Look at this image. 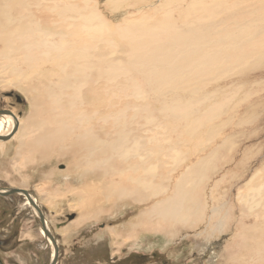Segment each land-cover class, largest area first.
<instances>
[{"label":"rangeland","instance_id":"obj_1","mask_svg":"<svg viewBox=\"0 0 264 264\" xmlns=\"http://www.w3.org/2000/svg\"><path fill=\"white\" fill-rule=\"evenodd\" d=\"M26 1L33 19L20 21ZM8 4L0 0V14ZM22 4L8 26L34 22L33 35H52L59 49L43 56L32 35L28 51L11 50L18 43L0 34V110L20 117L15 137L0 144V190L32 194L58 244L57 264H264V189L249 199L252 209L241 200L255 173L262 176L255 188L264 182V0ZM80 48L85 57H66ZM164 53L180 72L160 65ZM192 60L204 67L187 65ZM82 64L91 75L73 69ZM67 72L85 82L73 88ZM37 110L40 124L54 130L51 141L37 138L17 158L20 137L29 143L39 134L38 119H30ZM134 144L144 165L130 158ZM156 188L163 192L152 197ZM172 199L181 219L139 218ZM26 203L0 196V264L51 260ZM218 220L225 223L213 232ZM18 237L31 248L18 246Z\"/></svg>","mask_w":264,"mask_h":264},{"label":"bare ground","instance_id":"obj_2","mask_svg":"<svg viewBox=\"0 0 264 264\" xmlns=\"http://www.w3.org/2000/svg\"><path fill=\"white\" fill-rule=\"evenodd\" d=\"M11 1V4H8V5H3L2 7H3V9L1 10V14H0V24L1 25H6L5 27H4V29L2 30V32L0 33V34H2V37L4 38V40L3 41H5V42H15V43H18L17 45H15V46H8V47H6V48H11V50H14V49H16V50H18V51H21V50H24V51H28V49L30 48V47H32L33 45L32 44H30V42L31 41H33V40H31V36L33 35V33H34V30H32V29H30L31 27H30V25L32 24V23H34V22H29L28 23V25H27V27H25V29H23V28H21V25L20 24H18V25H16V26H8V25H11V24H13L14 22H16L17 20L16 19H14L13 17H12V9L15 7V6H19V7H21V8H23V4H22V2H23V0H10ZM34 1H36V0H34ZM55 2H57V1H54L53 3H54V5H56V7H57V4L55 3ZM63 2V1H62ZM62 2H59V3H62ZM159 2V1H158ZM157 2V3H158ZM26 3V10L28 9V13L26 14V15H23V16H21L20 17V19H18V20H23V19H29V20H32L33 19V15L31 14V12H30V5L28 4V1H26L25 2ZM32 3V2H31ZM46 3V2H45ZM53 3L51 4V5H53ZM50 4V3H49ZM52 6V7H54L55 8V6ZM60 5H62V4H60ZM66 5V4H65ZM150 5H153L152 3H150ZM32 6H35V2H33L32 3ZM58 6H59V4H58ZM52 7H51V9H52ZM49 8H50V6H49ZM65 8V7H64ZM61 10V9H60ZM58 12H60L59 11V9H58ZM64 11H61V15H62V13H63ZM27 21V20H26ZM25 22V21H24ZM27 23V22H26ZM38 24V23H37ZM37 24L36 25H34V29H36L35 28V26H37ZM39 30V29H38ZM93 31H95V30H93ZM44 32V31H43ZM42 33V32H41ZM34 36V40L36 39V48H43V52H41L42 53V55L43 56H45V57H50L52 54H53V51H54V49H56V50H58L59 49V47H57V44L55 45V41L53 42L52 40V35H49V34H47L46 32H44L43 33V35L42 36H38V35H33ZM50 37V40L49 41H47L46 39H43L42 40V37H44V38H46V37ZM0 41H2V40H0ZM64 44V43H63ZM59 46V45H58ZM35 47V46H34ZM48 49V53H47V50ZM10 50V51H11ZM75 50V49H74ZM70 51V50H69ZM69 51L67 52V54H66V57H68V58H71V57H73V56H76V57H85V56H83L82 55V49L80 48V49H76V51H73V52H70L69 53ZM72 51V50H71ZM164 54H166L167 55V58L166 59H164L162 62H161V64L160 65H162L166 70H169L170 72H180L179 71V61H177V59H175V60H169L168 59V53H164ZM169 54H171V53H169ZM62 56V55H61ZM57 57V56H56ZM56 57H53V58H56ZM183 58V57H182ZM182 61V60H181ZM95 62V61H94ZM44 63H46V62H44ZM55 63V62H54ZM53 63V64H54ZM63 63V62H62ZM67 63V62H66ZM43 64V63H42ZM90 64V63H89ZM187 65H191V66H194V69H197V68H203L204 67V65L202 64V66L200 65V63H199V61H197V60H192V62H190V63H188ZM64 66V65H63ZM86 66L87 65H81V66H77L76 68H73V69H80V70H82V72L81 73H84V74H87V73H85V69H86ZM172 66H175V67H172ZM71 67V66H70ZM75 67V66H74ZM55 68H56V66H55ZM51 69V68H50ZM72 69V68H71ZM70 69V70H71ZM72 69V70H73ZM91 70V69H93V68H87V70ZM98 69H100V68H98ZM161 69V68H160ZM74 70V71H75ZM56 71V70H55ZM59 71V70H58ZM92 71V70H91ZM94 71V70H93ZM101 71V70H100ZM77 72V71H76ZM104 72H105V70H104ZM56 73H57V71H56ZM68 73V72H67ZM78 73V72H77ZM58 74V73H57ZM56 74V75H57ZM71 74V73H70ZM69 73L67 74V77H69V79H71L70 81L72 82V87L73 86H76L75 88L77 89V86H78V84H80V83H82V82H85L84 80H85V78L83 79L82 77V79H80L79 80V78H77L76 76H73L72 74H71V76L72 77H70V76H68V75H70ZM79 74V73H78ZM83 74V75H84ZM89 74V73H88ZM87 74V75H88ZM98 74V73H97ZM102 74V73H101ZM105 74V73H104ZM75 75V74H74ZM80 75V74H79ZM82 75V74H81ZM80 75V76H81ZM89 75H91V74H89ZM61 76V75H60ZM63 76V75H62ZM64 76H66L65 75V73H64ZM178 76V75H177ZM45 77H46V75H45ZM54 77V76H53ZM58 77V76H57ZM79 77V76H78ZM93 77V76H92ZM105 78V77H104ZM41 79V78H40ZM58 79V78H57ZM60 79V78H59ZM97 79V78H96ZM98 81H99V79H98ZM94 82H95V80H94ZM47 83V82H46ZM53 83H55V81L53 82ZM52 84V82L50 83V85ZM87 84V83H86ZM43 85V84H42ZM41 85V86H42ZM48 85V84H47ZM53 85V84H52ZM70 85V84H69ZM169 85V84H168ZM46 86V85H45ZM55 88H56V90H58V93L60 94V95H62L63 94V92L64 91H62V86H61V83L57 80V82L55 83ZM86 86V85H85ZM48 87H49V85H48ZM74 88V87H73ZM140 88V87H139ZM38 89V88H37ZM41 89H43V88H41ZM71 89V88H70ZM45 90V89H44ZM72 90V89H71ZM86 90V89H85ZM105 90V89H104ZM35 92V91H34ZM38 92V91H37ZM26 93V92H25ZM162 93V92H161ZM86 94V93H85ZM81 95V94H80ZM33 96V95H32ZM30 98V97H29ZM33 99V98H32ZM58 99V98H57ZM35 100H37V98H35ZM74 101H75V99H74ZM32 102V101H31ZM64 103V102H63ZM45 106V105H44ZM56 106V105H55ZM54 106V107H55ZM59 106V105H58ZM60 107V106H59ZM37 107H35V106H32V109H36ZM53 108V107H52ZM80 108V107H79ZM30 111V110H29ZM85 111V110H84ZM37 112H39V113H36V114H34V116H33V114L31 115V118L30 119H34V118H36V119H38V121H37V125L38 126H40V131H39V134H38V136H36L35 138H34V140L33 141H31V142H29V143H26V142H24L23 140H22V138L20 137V140H19V145H18V150H17V158H19V156L21 155V154H19V151H21V150H25V151H29V147L31 146V145H35V141H36V139L38 138L39 139V141H40V143L42 144V143H48L49 141H51L50 139L52 138V133L54 132V130H52V129H49V130H46V126H44V125H42V124H40V121H41V119L44 117H42L41 118V115L43 114V112L44 111H38L37 110ZM81 112V111H80ZM83 112V111H82ZM12 113V115L14 116V118H15V120L12 118V117H10V116H5V115H0V138H6L10 133H11V131H12V129L14 128V126L16 125V127H17V129H16V132H15V134H13L12 135V137L8 140V141H10L11 139H13L14 137H15V135L17 134V132H18V130H19V128H20V117H17L13 112H11ZM60 113V112H59ZM84 113V112H83ZM83 113L81 114V115H83ZM47 115H48V113L47 114H45V117H47ZM50 115V114H49ZM51 115H53V114H51ZM61 115V113L59 114V115H57V116H60ZM79 115V114H78ZM84 115H85V113H84ZM85 116H87V115H85ZM51 119V116L50 117H48V119ZM76 118V117H75ZM77 118H80L79 116H77ZM88 118V117H87ZM46 119V118H45ZM53 120V119H52ZM51 120V121H52ZM77 120V119H76ZM82 120V119H81ZM46 121H48V120H46ZM70 121H71V119H70ZM72 121H73V119H72ZM75 121V120H74ZM83 121H86L85 119L83 120ZM53 122V121H52ZM66 122V121H65ZM50 123V122H49ZM54 123V122H53ZM89 124V123H88ZM57 125H58V123H57ZM78 125H79V123H78ZM78 125L76 126V127H78ZM84 124H82V126H83ZM54 126V125H53ZM56 126V125H55ZM55 126H54V128H55ZM72 126V125H71ZM49 127V126H48ZM52 127V126H51ZM51 127H49V128H51ZM75 127V126H74ZM73 126H72V128H74ZM85 128H87L86 127V125H85ZM59 129H60V126H59ZM58 129V130H59ZM75 129V128H74ZM82 129H84V127H82ZM81 128L79 129V130H82ZM57 130V129H56ZM77 130H78V128H77ZM78 130V131H79ZM85 130V129H84ZM89 130V129H88ZM92 130H93V128H92ZM86 131V130H85ZM21 132H22V134H23V129L21 130ZM60 132V131H59ZM74 132H76V130L74 131ZM80 132V131H79ZM70 133V132H69ZM73 133V132H72ZM71 133V134H72ZM75 134V133H74ZM79 134H81V133H79ZM79 134H76V135H79ZM93 133L90 131V132H84V137H91V135H92ZM75 136V135H74ZM78 137H80V136H78ZM63 138H65L64 136H63ZM79 139V138H78ZM77 139V140H78ZM8 141H5V142H1L0 141V144H2V143H6V142H8ZM88 142V141H87ZM86 142V143H87ZM52 143V142H51ZM89 143V145H90V142H88ZM52 145V144H51ZM67 146V145H66ZM77 146V145H76ZM131 146H133V145H131ZM63 147H65V146H63ZM32 148H34L33 146H32ZM81 148V147H80ZM85 148V147H84ZM130 149H131V147H129ZM128 148V149H129ZM51 149V148H50ZM52 149H53V146H52ZM82 149V148H81ZM127 149V150H128ZM140 149H141V147H140V144L138 145V144H134V147H133V149L131 150V151H128L130 154V158H139V159H141V160H143L142 162H141V164L142 165H144V157H143V155H141L140 153H139V151H140ZM66 150V149H65ZM124 150V149H123ZM55 151V150H54ZM85 151V150H84ZM30 152H31V150H30ZM87 152V151H86ZM55 153H56V151H55ZM133 153V154H132ZM84 154V153H83ZM52 155V154H51ZM64 155H66V154H64ZM72 155V154H71ZM81 155H82V153H81ZM80 155V156H81ZM62 157H63V153H62V155H61ZM79 156V158L80 159H84V158H86V157H84L83 158V156H81L80 157ZM73 157H74V153H73ZM54 158H56V157H54ZM57 158H59V157H57ZM71 158V157H70ZM69 158V159H70ZM127 159V158H126ZM125 159V160H126ZM128 159H129V157H128ZM68 160V159H67ZM79 160V159H78ZM87 160V159H86ZM124 160V159H123ZM71 161V160H70ZM83 161V160H82ZM129 161V160H128ZM72 162V161H71ZM125 162V161H124ZM128 163V162H127ZM78 164H80V163H78ZM141 164H138V165H141ZM39 165H41V164H39ZM61 165V164H60ZM88 165V164H87ZM127 165V164H126ZM137 165V166H138ZM77 166V165H76ZM85 166V165H84ZM88 167H91V166H88ZM92 167H93V165H92ZM128 167V166H127ZM94 168V167H93ZM124 168H126V167H124ZM129 168V167H128ZM127 168V169H128ZM148 167H146V169H147ZM82 169V168H81ZM126 169V170H127ZM129 169H131V168H129ZM134 169V168H133ZM88 170H90V169H88ZM132 170V169H131ZM141 170L144 172V168H143V166H141ZM154 170V169H153ZM84 171V170H83ZM109 171V170H108ZM112 171V170H111ZM129 172H130V170H128ZM133 171H135V170H133ZM261 171V170H260ZM81 172V171H80ZM91 172H92V170H91ZM105 172H107V171H105ZM126 172V171H125ZM132 172V171H131ZM130 172V173H131ZM142 172V174L144 175V173ZM262 172H264V171H261V173ZM129 173V174H130ZM136 173V172H135ZM109 174H111V172L109 173ZM126 174V173H125ZM133 175V174H132ZM77 176V175H76ZM111 175H109V177H110ZM142 176V175H141ZM153 176V175H152ZM255 176H259V178L260 179H262V176L260 175V173H255L254 175H253V177L250 179V181L246 184L247 186H246V190H244V192L246 191V197L247 198H245L244 196H242L241 197V200H242V204H243V206H246V204L248 205V207L250 208L251 206H250V204H248V203H250L251 201H249V199L251 198V197H254V194L255 193H257L258 194V198L260 197V194H261V192H262V190L264 189V182L263 183H259L260 185H259V188H255V186L253 185V184H255V181H257V180H253V178L255 177ZM129 177V176H128ZM63 178V177H62ZM111 179V178H110ZM110 179H108V180H110ZM127 179V178H126ZM141 179V178H140ZM139 179V180H140ZM253 180V181H252ZM24 181V180H23ZM74 181V180H73ZM126 181V180H125ZM134 181H136L137 183H138V180H134ZM72 182V181H71ZM259 182V181H258ZM261 182V181H260ZM24 183V182H23ZM133 183V182H132ZM141 183H143V182H141ZM134 184V183H133ZM145 185V184H144ZM144 185H140L141 186V188L142 189H146V185L144 186ZM154 186V185H153ZM133 187V186H132ZM148 187L150 188V186L148 185ZM155 187V186H154ZM158 187H160V186H158ZM258 187V186H257ZM148 189V188H147ZM152 189V188H151ZM158 188H156L154 191H155V193H153L152 192V197H155V196H157L158 194H160V193H162L163 191H159V189L157 190ZM162 189V188H161ZM244 189V188H243ZM23 190V189H22ZM153 190V189H152ZM243 192V193H244ZM30 194V193H29ZM112 194V193H111ZM30 197H31V199L37 204V202H36V200H35V198L32 196V194H30ZM25 199V198H24ZM253 199H255V198H253ZM240 200V201H241ZM248 200V202H246ZM25 201H26V199H25ZM169 201L170 200H167V201H165L164 202V204H168L169 203ZM27 202V201H26ZM189 203H190V201H188ZM196 202V201H195ZM254 202V201H253ZM28 203V202H27ZM26 203V204H27ZM79 203V202H78ZM188 203V204H189ZM252 204V203H251ZM29 205V204H28ZM196 205V204H195ZM197 206V205H196ZM191 207H194V206H192L191 205ZM198 208V207H197ZM197 208H194V211H195V209H197ZM187 209V208H186ZM250 209H252V207L250 208ZM190 210V209H189ZM214 210H216V209H213V212H212V214L214 213ZM187 211V210H186ZM194 211L192 212L193 213V215H194ZM35 212V211H34ZM179 206H178V204H177V202H176V200L175 199H172L171 200V203H170V207L169 208H164V207H160L159 205H154V206H152V208L149 210V211H147V212H145V213H140L141 215H140V217L139 218H141V219H143L142 218V216L143 217H152V215H157L156 216V218L159 216V219H160V217L162 218V217H164V222H168V220H170V219H174L175 218V220L176 219H178L179 217H178V215H179ZM202 212V211H201ZM204 212V211H203ZM36 213V212H35ZM37 214V213H36ZM216 214H219V210H217V212H216ZM181 215V214H180ZM179 215V216H180ZM191 215V214H190ZM203 215V214H202ZM182 216V215H181ZM201 215H199V217H200ZM211 216V215H210ZM213 217V216H212ZM204 218V217H203ZM214 218V217H213ZM221 218V217H220ZM179 219H181V218H179ZM196 219V218H195ZM215 219V218H214ZM45 220V219H44ZM151 220V219H150ZM187 220V219H186ZM201 220V219H200ZM211 220V219H210ZM213 220V219H212ZM140 221V220H139ZM162 222H163V219L161 220ZM182 221V220H181ZM203 221V220H202ZM176 222V221H175ZM173 223V222H172ZM177 223V222H176ZM199 223V222H198ZM224 224L225 222L224 221H220V220H218V223L217 224H215V230L213 231V232H215V231H217V230H221V227L223 226V225H221V224ZM175 225V224H174ZM45 226H46V229L48 230V225H47V223H46V220H45ZM190 226H191V223H190ZM208 226V225H207ZM174 227H176V226H174ZM178 228V227H177ZM210 228V227H209ZM213 228H214V226H213ZM155 229V228H154ZM40 230H41V228H40ZM48 232L50 233V231L48 230ZM43 232H42V230H41V234H42ZM51 234V233H50ZM44 235V234H43ZM42 235V236H43ZM52 235V234H51ZM53 237V236H52ZM54 240H55V238H54ZM47 242L49 243V245H50V250H51V256H50V258H52L53 257V254H54V251H53V246H52V244H51V242L47 239ZM55 242H56V240H55ZM56 244H57V242H56ZM57 246H58V244H57Z\"/></svg>","mask_w":264,"mask_h":264},{"label":"water","instance_id":"obj_3","mask_svg":"<svg viewBox=\"0 0 264 264\" xmlns=\"http://www.w3.org/2000/svg\"><path fill=\"white\" fill-rule=\"evenodd\" d=\"M0 115L10 116L15 120L14 116L9 111H6V110L1 111L0 110ZM16 129H17V127L15 125L14 128L12 129L11 133L6 138H0V141L1 142L8 141L12 137V135L15 134ZM17 194L22 195L26 199V201L28 202L30 208H32L37 213V216H38L39 222H40V226H41V230H42L45 238L51 242L53 249H54L53 250L54 251L53 258L51 259L50 264H56L57 259H58V246H57L54 238L52 237V235L46 229L45 220H44L45 218H44L40 208L38 207V205L31 199L30 194L26 190H22V189L0 190V196H2V197L17 195Z\"/></svg>","mask_w":264,"mask_h":264},{"label":"flooded vegetation","instance_id":"obj_4","mask_svg":"<svg viewBox=\"0 0 264 264\" xmlns=\"http://www.w3.org/2000/svg\"><path fill=\"white\" fill-rule=\"evenodd\" d=\"M41 227V226H40ZM44 236V235H43ZM24 240V245L25 246H27L28 247V249L29 248H31V243H33V242H31L30 244H29V239H23ZM17 243H18V246H20V245H22L21 243H20V239H19V237L17 238ZM44 242L46 243V241H45V239H44ZM45 243H44V245H45ZM46 245H47V247L48 248H50V246H49V244L48 243H46ZM50 256H51V254H50ZM53 258V257H52ZM51 258V259H52ZM31 264L33 263V261L31 260V262H30ZM51 263V260L49 259V261H48V264H50ZM57 264V263H56Z\"/></svg>","mask_w":264,"mask_h":264},{"label":"crops","instance_id":"obj_5","mask_svg":"<svg viewBox=\"0 0 264 264\" xmlns=\"http://www.w3.org/2000/svg\"><path fill=\"white\" fill-rule=\"evenodd\" d=\"M20 239V243L23 244L24 243V240L23 238H19ZM21 246V245H20Z\"/></svg>","mask_w":264,"mask_h":264}]
</instances>
